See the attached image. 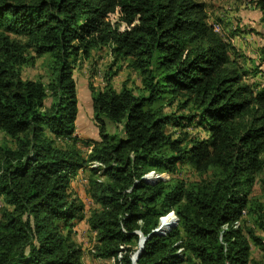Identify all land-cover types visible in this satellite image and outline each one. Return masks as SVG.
Here are the masks:
<instances>
[{"label": "trees", "instance_id": "16d2710c", "mask_svg": "<svg viewBox=\"0 0 264 264\" xmlns=\"http://www.w3.org/2000/svg\"><path fill=\"white\" fill-rule=\"evenodd\" d=\"M256 6L264 21V0ZM105 47L141 85L90 86L99 139L85 155L74 65ZM41 58L48 81L23 78ZM248 75L201 0H0V264H84L80 221L92 255L117 264H133L140 232L135 264H264V180L250 207L264 174V83ZM176 101L194 112L170 111ZM184 121L206 137L168 129ZM93 161L103 167L90 169L88 208L71 185ZM184 162L200 179H144ZM171 212L177 225L155 233Z\"/></svg>", "mask_w": 264, "mask_h": 264}, {"label": "rangeland", "instance_id": "374dc122", "mask_svg": "<svg viewBox=\"0 0 264 264\" xmlns=\"http://www.w3.org/2000/svg\"><path fill=\"white\" fill-rule=\"evenodd\" d=\"M201 1L206 2L208 5L209 22L219 23L221 28L220 33L226 41L232 44V56L236 57L241 65L248 70L249 75L246 77L245 81L254 85V87L263 84L264 57L262 56V47L264 46V21L261 18L260 10L256 6L257 0ZM47 62V58H41L35 65L24 66L22 69L23 78L36 79L41 77L47 82L49 77ZM74 76L79 99L76 135L80 140L78 146H80L84 154L87 155L90 152V145L88 144L93 140L99 139L98 128L93 115L90 86L93 85L102 88L107 81H110L118 90L124 84L135 88L141 85V78L129 65V60L124 58L116 59L115 54L109 47L95 50L92 52L89 59L78 60L74 65ZM168 109L177 115H188L194 112L187 107H180L178 101ZM183 125L184 126H169L168 129L173 133L179 130H186L191 135H198L200 137H206L207 135L202 128L195 125L194 122L189 123L184 121ZM121 127L122 125L117 126V124L113 122L107 123L109 132L122 134V136H124L125 133ZM90 169H92L91 164H88L85 169H80L71 185V193L74 197L80 198L88 208L94 206V203L87 193L91 174ZM147 175L148 177H152V179L148 181H154L153 179L156 176L170 182H176L179 179L178 177L188 181L200 179V175L194 171L187 162L181 165V170L178 175H171L166 172L156 173L155 171H151ZM204 177L208 178L209 176L204 175ZM262 180H264V174L258 176L254 191L251 194L252 200L250 207L254 202L263 199ZM5 205L6 202L0 195V211ZM168 215H172V213ZM168 215H166V217ZM243 222L244 225L247 223L249 226H255L253 213H246ZM93 234L94 233L91 232L85 221L77 223L74 237L83 248L84 264H117L114 258L104 259L92 255L90 248L94 241ZM181 250L182 249H179L178 252ZM251 253L254 258L262 257L261 250L253 243Z\"/></svg>", "mask_w": 264, "mask_h": 264}, {"label": "water", "instance_id": "95a60500", "mask_svg": "<svg viewBox=\"0 0 264 264\" xmlns=\"http://www.w3.org/2000/svg\"><path fill=\"white\" fill-rule=\"evenodd\" d=\"M159 178H161V177H159V176L154 177V179H159ZM144 179L150 180V179H152V177H148V175H146V176H144ZM154 179H153V180H154ZM171 213L175 216V221L171 224L170 227L175 226V225H177V223H178V217L176 216V214H175L174 212H171ZM167 215H168V214H167ZM170 227H169V228H170ZM169 228H167V229H161L160 227H158L157 229L154 230V232H155V233H158V234H162V233H164L165 231H167ZM146 238H147V237L144 236L143 233L140 232L139 248H138V250L136 251V253H134V255H133V257H132L133 264L136 263L137 258L140 256V254H141V252H142V249H143V247H144V243H145Z\"/></svg>", "mask_w": 264, "mask_h": 264}, {"label": "bare ground", "instance_id": "6f19581e", "mask_svg": "<svg viewBox=\"0 0 264 264\" xmlns=\"http://www.w3.org/2000/svg\"><path fill=\"white\" fill-rule=\"evenodd\" d=\"M162 218V217H161ZM161 220V219H160ZM175 221V216L172 215H168L167 217H163L162 220L160 221V225L159 227L161 229H167L171 226V224Z\"/></svg>", "mask_w": 264, "mask_h": 264}, {"label": "built area", "instance_id": "2783aa9c", "mask_svg": "<svg viewBox=\"0 0 264 264\" xmlns=\"http://www.w3.org/2000/svg\"><path fill=\"white\" fill-rule=\"evenodd\" d=\"M212 25H213V27H214V29H215L216 31L220 32L221 28H220V24H219V23L213 22ZM90 164H91V167H92V168H98V169H101V168L103 167V165H102L101 163H99V162H95V161L90 162ZM120 257H121V255H120Z\"/></svg>", "mask_w": 264, "mask_h": 264}]
</instances>
